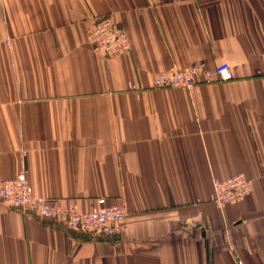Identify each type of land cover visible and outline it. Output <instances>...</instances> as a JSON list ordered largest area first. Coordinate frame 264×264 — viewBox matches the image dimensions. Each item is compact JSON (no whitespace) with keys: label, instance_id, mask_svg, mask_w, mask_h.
<instances>
[{"label":"crops","instance_id":"obj_1","mask_svg":"<svg viewBox=\"0 0 264 264\" xmlns=\"http://www.w3.org/2000/svg\"><path fill=\"white\" fill-rule=\"evenodd\" d=\"M111 16L131 49L89 30ZM204 61L234 78L158 88ZM127 209L113 236L0 201V264H264V0H0V179ZM243 174L244 199L214 202Z\"/></svg>","mask_w":264,"mask_h":264},{"label":"built area","instance_id":"obj_2","mask_svg":"<svg viewBox=\"0 0 264 264\" xmlns=\"http://www.w3.org/2000/svg\"><path fill=\"white\" fill-rule=\"evenodd\" d=\"M89 38H96L95 49L106 56H117L131 49L128 33L109 15L99 17L89 30ZM234 72L228 63H221L215 69L208 68L204 61L179 68L173 72H161L155 77L158 88L193 89L202 80H230ZM28 169H21L14 178L0 179V201L31 211L42 219L66 225L67 228L88 231L96 235H116L126 221L127 209L123 206L109 205L100 199L99 205L89 212L75 206H61L49 203L33 193ZM214 202L224 207L229 202L244 199L253 189V182L243 174L228 179H214Z\"/></svg>","mask_w":264,"mask_h":264},{"label":"trees","instance_id":"obj_3","mask_svg":"<svg viewBox=\"0 0 264 264\" xmlns=\"http://www.w3.org/2000/svg\"><path fill=\"white\" fill-rule=\"evenodd\" d=\"M66 226V225H65ZM73 230H77V229H73Z\"/></svg>","mask_w":264,"mask_h":264}]
</instances>
